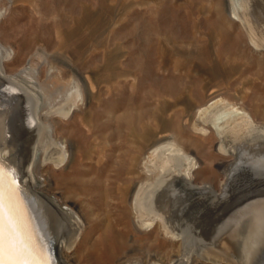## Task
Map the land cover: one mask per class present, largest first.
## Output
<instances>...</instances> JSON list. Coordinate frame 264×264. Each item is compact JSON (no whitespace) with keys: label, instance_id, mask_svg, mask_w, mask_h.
Wrapping results in <instances>:
<instances>
[{"label":"rangeland","instance_id":"obj_1","mask_svg":"<svg viewBox=\"0 0 264 264\" xmlns=\"http://www.w3.org/2000/svg\"><path fill=\"white\" fill-rule=\"evenodd\" d=\"M234 9L247 11L264 28V0H0L6 71L25 87L42 90L40 116L57 124L38 134V120L35 134L26 135L16 128L25 92L15 106L2 105L0 93V155L18 177L22 216L32 208L54 218L47 206L51 190L29 184L35 177L42 182L43 172L52 196L78 212L81 243L70 252L72 264H117L127 252L124 264H164L152 256L166 261L183 237L186 251L220 252L229 232L221 230L231 227L230 219L248 202L264 198V170L243 161L227 177L220 167L225 149L209 128L216 103L223 100L235 108L244 103L264 121V49L250 42ZM70 103L73 108L65 112ZM257 129L245 146L257 143L251 137ZM179 143L197 156L190 180L213 187L204 201L185 198L188 202L179 204L185 208L168 219L183 237L165 227L160 233L147 229L151 216H134L131 209L142 184L138 169L156 170L159 153L172 160ZM35 148L37 165L30 167ZM136 157L142 158L139 165ZM186 189L184 197L196 192ZM51 224L57 231L54 244L69 242L71 223L60 218ZM253 231L246 221L225 248L234 264H264V231Z\"/></svg>","mask_w":264,"mask_h":264},{"label":"bare ground","instance_id":"obj_2","mask_svg":"<svg viewBox=\"0 0 264 264\" xmlns=\"http://www.w3.org/2000/svg\"><path fill=\"white\" fill-rule=\"evenodd\" d=\"M235 9H234V13L237 16L236 18H239L240 21L245 26L249 34L250 42L255 46V48L259 47V48L264 49V28H262L263 26L259 27L256 24H254L247 11H245L244 14H240L239 11ZM1 49L2 48H0V85H1L0 93L2 94L1 104L5 106L6 105L15 106L18 104V102L16 101L17 97L21 94V92L22 93L25 92L24 96H20V100H22V103H21L22 116H21V119L19 118L20 120L16 124V128L26 133V135H31V133L32 135H34L35 133H33L34 131H32L34 128L33 126L38 120H40L41 125H38L39 127L37 126L38 134H41L43 129H48L52 131L55 130V127L57 125L56 122L53 119L49 118L48 116L41 118L40 113H39L40 107L43 104V97L40 94L41 93L40 91L42 90L39 91L36 88L34 89L27 88L24 85L20 84L21 81L18 75H12V74L7 73L6 71L7 65L1 56V51H2ZM262 62H264V59H262ZM223 101L216 103V106L218 107V109L214 112L213 116L211 117L210 127H209L211 130V135H214V137L219 141L220 146H222L225 149L226 156L220 162L221 163L220 167L223 168L224 173L228 177L231 175V172H233L234 170H236L237 167H239V165L241 166V163L243 161H246V163L247 162L250 163L253 168L260 170L262 173V171L264 170V168L262 167L264 166V121H260L256 119L252 110L249 109L244 103H242L240 107L235 108L232 105H227ZM234 103L235 102H233V104ZM33 105L35 106L34 108H33ZM70 108H73L71 107V103L65 107L64 111L69 112L71 111ZM63 115H65V113ZM3 121H4L3 118L0 116V130L2 129ZM19 123L20 124L22 123L23 127H21ZM259 125H262L261 129H257ZM254 129L258 130L257 136L252 135L251 137L252 139L256 140L257 143L255 142L252 145L247 147V145L245 146L249 138V137L247 138V136H249L250 132L253 131ZM241 146L245 148L247 147V148L243 149ZM38 151H39L38 148H35L34 152L32 153L30 167L37 165ZM174 151H175V154L174 156H172L173 157L172 160L168 159L169 155L168 157L167 156L164 157L165 153L164 154L159 153L156 156V159H155V166L157 167L156 170H153V169L146 170L145 167H141L140 169H138L137 178H139L142 184L140 185V187L135 193V197H134L131 209H132L134 216H136L137 214H139L141 218H144L147 215L151 216L150 221L147 220L146 222L147 224L144 221H142L144 222V224H146L147 229L148 228L155 229L158 233H160L161 228L165 227L167 232H170L173 235L182 236L180 233L178 234V232H174L176 231V230H172V228L174 227L171 228L172 225L171 224H170L171 226L169 225V223L171 222V221L169 222L170 218L177 217V216L174 217L173 213L175 214V212L178 211V214H179V212L185 208L186 204L184 205L183 204L179 205V204L182 203L183 201L184 203L186 201L188 202V200L186 199H189V201L191 199L200 200V202L206 200L205 196H207V194L211 191L213 187L212 185L207 184L205 182L201 184H197V183H194L192 180H190L196 174L195 169L197 167V160H196L197 156L196 157L195 155L194 157L191 156L189 152L187 151L185 145L182 143H179L178 147L174 148ZM51 156L52 155L50 154L49 157ZM140 158L136 157V161L138 165L142 161L141 160L142 158L141 159ZM227 158H230V160H228ZM52 159H58V157H53ZM161 162H163V166H161ZM0 163L3 164L5 171L9 173L11 179L15 182L16 188L18 189L16 209H17V217H18V221H19V225L21 229V239L25 242V244L28 247L35 249L37 258L45 259L49 261L50 264H58V260L60 257L62 264H72L71 263L72 255L70 252L73 250V248L78 243V241L79 243L76 245L77 247L76 249L79 248L80 243H81V241L79 240V236H80L79 232L81 230L82 224H80L78 221L79 218L76 215L78 212H76V210L73 207L65 203L62 204L59 201V199H57V197L52 196V195H55V192L52 191L50 177L45 172H43L41 173V176H45V178L42 182L38 180V177H35L33 178L34 180H32L33 183L31 182L30 183L28 182V183L31 186H34L36 189L38 188L42 191L51 190L50 193H52V195H49L47 198L50 204L47 206L51 214H53L54 218L53 220L51 219L52 221L51 222L47 218H45V215L38 213L36 209L32 210V208H30V210L27 209V213L24 212V216H22L23 214L21 211H19V206H22L21 201L23 197L21 195L22 190L20 191V189L18 188V184L16 183L17 182L16 179L18 177L15 178L14 176L15 174H13L10 164H8L5 160H3L1 158V155H0ZM45 182H48L47 186L45 185ZM225 185L226 183L222 184L224 188H225ZM186 188L188 189L194 188V191L196 192H194V194L192 193L193 191L190 192L192 194V197H190V195L189 197H184V195L188 193L186 192L187 191ZM219 198L221 197L219 196ZM177 204L179 205L178 207H177ZM242 208H240L241 210H239L238 213L235 214L234 220H233V217L230 219L233 222V224H231V227L230 228L228 227L229 229L221 230L223 231L222 233L220 232L221 234H224L225 232H228V231L229 232L227 233V236L225 237V239L221 241L222 248H220L221 249L220 252L217 250L208 248V247H203L200 250V253L203 251L202 256L196 255L197 253L194 252L195 250H193V248H192V251H191V248H190V251L189 249H187L188 251H186L184 250V237L182 236L183 238L180 241V243H178L179 245L177 249L174 247L170 248V253L165 258L166 261L161 259L160 256L157 254L156 255L152 254L153 255L152 258L155 259L156 261H161L164 264H214L216 262L223 263L222 261L224 260L226 261V264H234L233 260H231V258L229 259L223 253L226 250L225 248L232 244L235 236L238 234L237 231H239L240 228L241 229L243 228V224L246 223V221L252 222L253 229L255 228L256 230L253 232H257L258 235L259 233H261V231H264V198L256 199L254 201L248 202ZM21 209L24 210L23 206ZM245 216L246 217L248 216L249 219H247L244 223L236 227L234 230H231L232 227L238 221L245 218ZM60 218H63L67 220L69 223H71L72 228L74 229V234L70 238L69 242H65V241L59 242L57 245V243L54 244V241L56 240L55 238L57 236V231L52 227L51 223L57 222V221L59 222ZM155 219L159 220L157 222L158 225L156 226L154 224ZM227 224L229 223L227 222ZM225 226L227 227V225ZM253 234L252 236L253 237L255 236L256 238L257 235H253ZM255 241L256 239L254 240V242ZM253 244L254 243L252 242V244H249V245L251 246ZM250 250L248 251L250 252ZM204 252H205V255H204ZM129 255H130V252H127L123 258H120L117 261V264H124ZM146 257L149 258L148 256ZM249 258L251 259V257ZM143 261L144 260H142V262ZM150 261L151 260H149L148 262Z\"/></svg>","mask_w":264,"mask_h":264},{"label":"snow or ice","instance_id":"obj_3","mask_svg":"<svg viewBox=\"0 0 264 264\" xmlns=\"http://www.w3.org/2000/svg\"><path fill=\"white\" fill-rule=\"evenodd\" d=\"M17 193L15 182L0 163V264H50L37 258L35 249L21 239Z\"/></svg>","mask_w":264,"mask_h":264}]
</instances>
